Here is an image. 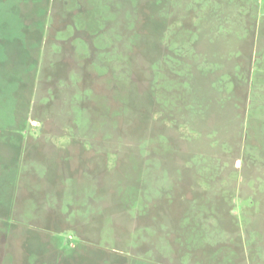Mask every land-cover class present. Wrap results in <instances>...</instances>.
I'll use <instances>...</instances> for the list:
<instances>
[{"label":"rangeland","instance_id":"rangeland-1","mask_svg":"<svg viewBox=\"0 0 264 264\" xmlns=\"http://www.w3.org/2000/svg\"><path fill=\"white\" fill-rule=\"evenodd\" d=\"M0 264H264V0H0Z\"/></svg>","mask_w":264,"mask_h":264}]
</instances>
